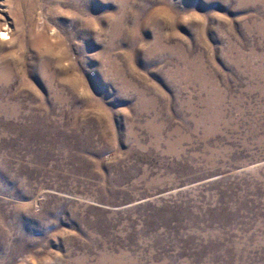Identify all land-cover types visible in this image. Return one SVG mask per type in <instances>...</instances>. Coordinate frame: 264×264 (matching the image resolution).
Returning a JSON list of instances; mask_svg holds the SVG:
<instances>
[{"label":"rangeland","instance_id":"1","mask_svg":"<svg viewBox=\"0 0 264 264\" xmlns=\"http://www.w3.org/2000/svg\"><path fill=\"white\" fill-rule=\"evenodd\" d=\"M0 264H264V0H0Z\"/></svg>","mask_w":264,"mask_h":264}]
</instances>
